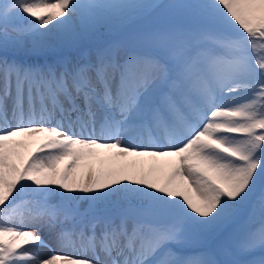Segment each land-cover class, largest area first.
Here are the masks:
<instances>
[{"label":"snow or ice","instance_id":"1","mask_svg":"<svg viewBox=\"0 0 264 264\" xmlns=\"http://www.w3.org/2000/svg\"><path fill=\"white\" fill-rule=\"evenodd\" d=\"M0 264H264V0H0Z\"/></svg>","mask_w":264,"mask_h":264},{"label":"rangeland","instance_id":"2","mask_svg":"<svg viewBox=\"0 0 264 264\" xmlns=\"http://www.w3.org/2000/svg\"><path fill=\"white\" fill-rule=\"evenodd\" d=\"M149 2H152V3H158V2L169 3V2H171V0H149ZM145 22L146 21H143V20H133L129 24L123 25L122 27H128L131 25L145 23ZM119 30H120V27L113 25L112 30L109 31L108 26L106 25V29H103V28L101 29L102 33L104 34V35H102L101 38H107L109 36H114ZM256 195L258 196L259 192H257Z\"/></svg>","mask_w":264,"mask_h":264},{"label":"trees","instance_id":"3","mask_svg":"<svg viewBox=\"0 0 264 264\" xmlns=\"http://www.w3.org/2000/svg\"><path fill=\"white\" fill-rule=\"evenodd\" d=\"M115 26L122 27L121 25H115ZM103 29H106V25L104 26V28H103Z\"/></svg>","mask_w":264,"mask_h":264}]
</instances>
